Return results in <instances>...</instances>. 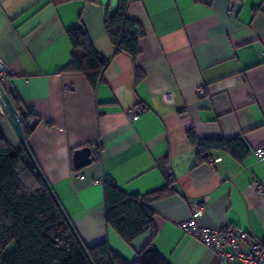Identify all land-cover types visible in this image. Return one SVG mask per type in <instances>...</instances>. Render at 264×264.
<instances>
[{"label":"crops","instance_id":"crops-1","mask_svg":"<svg viewBox=\"0 0 264 264\" xmlns=\"http://www.w3.org/2000/svg\"><path fill=\"white\" fill-rule=\"evenodd\" d=\"M119 2L0 0V57L11 70L3 92L39 121L29 149L87 247L107 242L128 263L150 246L170 264H226L181 224L202 203L200 226L264 241V160L254 152L264 145V0H131L128 17L143 29L136 60L116 54L104 29ZM81 27L110 60L97 88L62 72L73 53L68 32ZM0 129L20 149L1 108ZM219 139L238 141L237 154H199ZM83 148L92 164L77 170ZM103 180L129 196L166 189L151 203L154 237L127 244L107 225Z\"/></svg>","mask_w":264,"mask_h":264},{"label":"trees","instance_id":"trees-1","mask_svg":"<svg viewBox=\"0 0 264 264\" xmlns=\"http://www.w3.org/2000/svg\"><path fill=\"white\" fill-rule=\"evenodd\" d=\"M131 0H120L115 15H107L104 29L116 54L123 53L136 60L143 29L128 17ZM73 53L65 73H81L93 88L103 81L110 60L103 57L92 44L83 27L68 32ZM137 79L142 78L138 66ZM17 110L27 143L39 121L25 112L18 96L10 97ZM194 146V133L189 134ZM238 141L206 140L199 154L214 149L236 153ZM106 222L127 244L146 232L156 235L155 212L151 203L166 189L147 195L129 196L112 181L106 180ZM86 246V245H85ZM94 264H170L153 247L142 250L133 263L114 253L107 242L87 247ZM0 264H90L65 222L56 202L26 151L16 150L0 129Z\"/></svg>","mask_w":264,"mask_h":264},{"label":"built area","instance_id":"built-area-1","mask_svg":"<svg viewBox=\"0 0 264 264\" xmlns=\"http://www.w3.org/2000/svg\"><path fill=\"white\" fill-rule=\"evenodd\" d=\"M233 13L234 7L229 8ZM11 77V70L3 58L0 57V97L4 94L2 85ZM72 86L65 88V93L71 92ZM198 94L203 96L204 90H199ZM128 116L132 121L139 118V113L131 110ZM255 155L259 160H264V145L255 149ZM78 180L84 178L81 172H76ZM98 181L96 184H104ZM204 206L202 203L196 205L195 211L190 218L181 224L183 232L208 247L213 254L226 264H264V241L252 239L249 234L239 228L229 226L224 229H210L200 226L199 217L203 214Z\"/></svg>","mask_w":264,"mask_h":264},{"label":"water","instance_id":"water-1","mask_svg":"<svg viewBox=\"0 0 264 264\" xmlns=\"http://www.w3.org/2000/svg\"><path fill=\"white\" fill-rule=\"evenodd\" d=\"M0 108L2 109L5 117L7 118L8 122L10 123V125L13 129V131L15 132L22 148L26 151V153L30 157L33 165L35 166L36 170L38 171L40 177L43 179V181H44L46 187L48 188L51 196L53 197L54 201L56 202L65 222L67 223L68 227L70 228L72 234L74 235L77 243L79 244L82 251L84 252L89 263L94 264V262L92 261L90 255H89V252H88L85 244L83 243V241L79 237V235H78L75 227L73 226L70 218L68 217L67 213L65 212V210L61 206L55 192L53 191V189L51 188V186L47 182V180H46L45 176L43 175V173L41 172L36 160L34 159L32 153L29 149L25 134L23 132L20 116H19L17 110L15 109V106H14L10 96L6 93L2 94V96L0 97ZM91 153H92V151L90 148H83L81 150H77L74 153V166L77 170L86 168L92 164Z\"/></svg>","mask_w":264,"mask_h":264}]
</instances>
